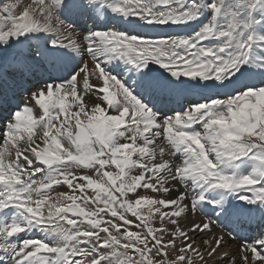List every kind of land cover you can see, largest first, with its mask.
<instances>
[{"label": "snow or ice", "instance_id": "6c2138e0", "mask_svg": "<svg viewBox=\"0 0 264 264\" xmlns=\"http://www.w3.org/2000/svg\"><path fill=\"white\" fill-rule=\"evenodd\" d=\"M0 264H264V0H0Z\"/></svg>", "mask_w": 264, "mask_h": 264}, {"label": "bare ground", "instance_id": "6f19581e", "mask_svg": "<svg viewBox=\"0 0 264 264\" xmlns=\"http://www.w3.org/2000/svg\"><path fill=\"white\" fill-rule=\"evenodd\" d=\"M252 234H254V232H253V233H250V235H252ZM233 243L235 244V243H236V241H234Z\"/></svg>", "mask_w": 264, "mask_h": 264}]
</instances>
